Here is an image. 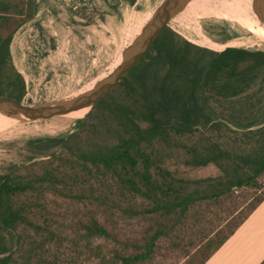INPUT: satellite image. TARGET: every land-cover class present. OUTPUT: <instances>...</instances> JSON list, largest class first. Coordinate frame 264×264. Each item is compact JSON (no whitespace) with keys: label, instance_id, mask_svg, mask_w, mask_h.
<instances>
[{"label":"trees","instance_id":"obj_1","mask_svg":"<svg viewBox=\"0 0 264 264\" xmlns=\"http://www.w3.org/2000/svg\"><path fill=\"white\" fill-rule=\"evenodd\" d=\"M36 13L0 0V96L19 102L11 45ZM24 151L0 174V264H206L264 202V51L215 52L167 26L72 132Z\"/></svg>","mask_w":264,"mask_h":264},{"label":"rangeland","instance_id":"obj_2","mask_svg":"<svg viewBox=\"0 0 264 264\" xmlns=\"http://www.w3.org/2000/svg\"><path fill=\"white\" fill-rule=\"evenodd\" d=\"M137 1L126 6L124 0H42L40 15L18 30L11 45L14 64L27 84L23 103L69 99L91 90L109 76L164 0ZM192 1L187 0L174 17L178 22L171 24V20L168 25L184 39L215 52L227 48L264 51V43L257 44L262 37L251 35L255 29L248 23H256L251 20L249 0H199L200 4L191 8ZM251 1L257 12V0ZM240 42L248 44L238 45ZM90 110L83 116L35 122L0 112V174L10 165L25 161L24 146L28 140L68 134ZM173 168L191 178L217 174L213 166ZM182 262L180 255L168 254L156 264Z\"/></svg>","mask_w":264,"mask_h":264},{"label":"water","instance_id":"obj_3","mask_svg":"<svg viewBox=\"0 0 264 264\" xmlns=\"http://www.w3.org/2000/svg\"><path fill=\"white\" fill-rule=\"evenodd\" d=\"M187 0H164L143 28L134 43L124 52L118 67L91 90L75 97L41 104H24L13 98L0 96V112L8 117L29 122L67 116L83 109H91L114 90L130 71L145 57L169 22L182 10ZM257 14L264 24V0H257Z\"/></svg>","mask_w":264,"mask_h":264},{"label":"crops","instance_id":"obj_4","mask_svg":"<svg viewBox=\"0 0 264 264\" xmlns=\"http://www.w3.org/2000/svg\"><path fill=\"white\" fill-rule=\"evenodd\" d=\"M124 1L126 6L138 2L137 0ZM36 5V17H38L42 12V0H36ZM263 262L264 202L249 216L234 235L228 239L206 264H262Z\"/></svg>","mask_w":264,"mask_h":264},{"label":"bare ground","instance_id":"obj_5","mask_svg":"<svg viewBox=\"0 0 264 264\" xmlns=\"http://www.w3.org/2000/svg\"><path fill=\"white\" fill-rule=\"evenodd\" d=\"M198 2H199V0H193L192 1V4H191V8L193 7V6H195V5H199L198 4ZM249 5L251 6V13H252V17H251V20L252 21H254V23H256V25H254V24H251V23H248L250 26H251V28H253V29H255V32H253V33H251V35H257L258 37H262V40H261V42H259V43H257L258 42V40H257V44H261V43H264V25L263 24H259V18H258V14H257V12L252 8L253 6V4H252V1L251 0H249ZM208 14V13H207ZM152 16V14L150 15V17ZM235 19V18H234ZM237 21V20H236ZM178 21L176 20V18H173L172 19V21H171V24L172 23H177ZM238 22V21H237ZM258 24V25H257ZM176 25V24H175ZM244 44H248V43H243V42H240V43H238V45H242V46H244ZM88 111V108H86V109H83V110H80V111H78V112H73V113H71V114H69V115H71V116H83L86 112ZM14 128V127H13Z\"/></svg>","mask_w":264,"mask_h":264},{"label":"flooded vegetation","instance_id":"obj_6","mask_svg":"<svg viewBox=\"0 0 264 264\" xmlns=\"http://www.w3.org/2000/svg\"><path fill=\"white\" fill-rule=\"evenodd\" d=\"M223 38V37H222ZM222 38H220V40H222ZM225 37L223 38V41H224Z\"/></svg>","mask_w":264,"mask_h":264}]
</instances>
